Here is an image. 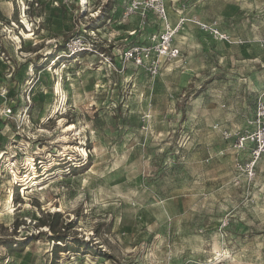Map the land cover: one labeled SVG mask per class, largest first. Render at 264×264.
Here are the masks:
<instances>
[{
    "label": "rangeland",
    "instance_id": "374dc122",
    "mask_svg": "<svg viewBox=\"0 0 264 264\" xmlns=\"http://www.w3.org/2000/svg\"><path fill=\"white\" fill-rule=\"evenodd\" d=\"M133 1L0 0V264H52L56 212L87 244L59 264H264V159L255 181L237 169L264 105V0H165L180 55L156 77L120 58L166 28L125 18Z\"/></svg>",
    "mask_w": 264,
    "mask_h": 264
},
{
    "label": "built area",
    "instance_id": "2783aa9c",
    "mask_svg": "<svg viewBox=\"0 0 264 264\" xmlns=\"http://www.w3.org/2000/svg\"><path fill=\"white\" fill-rule=\"evenodd\" d=\"M148 9H154L158 19L166 24L165 31L159 37H155V42L152 45L135 44L124 50L120 58L145 69L149 75L156 77L160 73L162 59L176 60L180 55L179 49L173 45L174 37L180 26L173 27L169 24L165 0H134L126 8L125 18L137 11ZM195 23L202 32L216 41L225 42L229 45L242 43V41H235L228 34L222 32L217 25L201 21H195ZM261 45L264 47V40ZM67 46L70 54L95 52L93 45L84 42L82 39H74ZM100 56L103 58L104 54H100ZM9 111L11 112V110ZM253 126L255 127L254 130L248 131L238 139V147L241 150L250 146L247 160H241L237 163V169L250 182L257 178L258 165L264 157V105L258 109L257 119L253 122Z\"/></svg>",
    "mask_w": 264,
    "mask_h": 264
},
{
    "label": "trees",
    "instance_id": "16d2710c",
    "mask_svg": "<svg viewBox=\"0 0 264 264\" xmlns=\"http://www.w3.org/2000/svg\"><path fill=\"white\" fill-rule=\"evenodd\" d=\"M66 52H68L67 48H66ZM18 225L19 224H17V226ZM71 226H72L71 223L70 224L63 223L62 215L61 213L58 212L53 214H48L45 218L41 219L39 227L41 228L47 227L49 231L52 233L51 240L57 243L54 249L55 259L52 264H59L58 256H60L61 253H68L70 251L69 249L70 243L74 244L76 249L78 248L80 250L87 247L86 243H81V241L77 238H75L73 242H70L69 235L67 233L69 230L72 229ZM88 250L91 251L90 248H88ZM103 256L109 258L107 257V255H103Z\"/></svg>",
    "mask_w": 264,
    "mask_h": 264
},
{
    "label": "crops",
    "instance_id": "0c3cea01",
    "mask_svg": "<svg viewBox=\"0 0 264 264\" xmlns=\"http://www.w3.org/2000/svg\"><path fill=\"white\" fill-rule=\"evenodd\" d=\"M199 28V27H198ZM222 32H224V33H226V34H228L227 32H225V31H223L220 27H218ZM200 29V28H199ZM201 30V29H200ZM202 32V31H201ZM202 33H204V32H202ZM206 34V33H205ZM208 35V34H207ZM229 35V34H228ZM232 39H234L231 35H229ZM212 38V37H211ZM213 39V38H212ZM214 40V39H213ZM235 41H241V39H234ZM214 41H216V40H214ZM216 42H220V41H216ZM221 43H225V42H221ZM227 44V43H226ZM249 148H250V146H248L247 147V149H248V153H249ZM248 155L249 154H247L246 155V157L245 158H243V159H241V160H247V158H248ZM263 159H264V157H263ZM263 159H262V161H261V163L258 165V169H257V176H258V174H259V169H260V166H261V164L263 163Z\"/></svg>",
    "mask_w": 264,
    "mask_h": 264
}]
</instances>
